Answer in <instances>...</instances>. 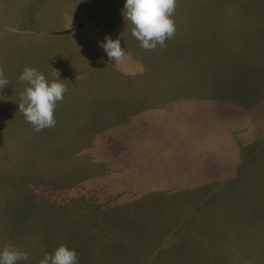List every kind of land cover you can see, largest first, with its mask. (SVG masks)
Instances as JSON below:
<instances>
[{"label":"rangeland","instance_id":"rangeland-1","mask_svg":"<svg viewBox=\"0 0 264 264\" xmlns=\"http://www.w3.org/2000/svg\"><path fill=\"white\" fill-rule=\"evenodd\" d=\"M124 2L0 0V250L264 264V0H176L153 50ZM26 66L68 89L39 132L18 111Z\"/></svg>","mask_w":264,"mask_h":264},{"label":"clouds","instance_id":"clouds-1","mask_svg":"<svg viewBox=\"0 0 264 264\" xmlns=\"http://www.w3.org/2000/svg\"><path fill=\"white\" fill-rule=\"evenodd\" d=\"M175 7L176 0H125L124 18L133 25L132 35L140 41L143 49L153 50L158 45L165 47V41L174 36L176 28L172 17ZM99 44L109 60L114 62L112 64L122 63L128 55L126 48L121 47L119 36L115 39L106 36ZM19 80L25 82L27 87L20 95L18 111L33 126L34 131L54 127V110L68 90L59 70L56 69L49 78L36 68L26 66ZM8 83L0 68V88ZM27 260L28 253L14 245L0 250V264H19ZM41 264H78V256L75 249L61 244L53 253H45Z\"/></svg>","mask_w":264,"mask_h":264}]
</instances>
